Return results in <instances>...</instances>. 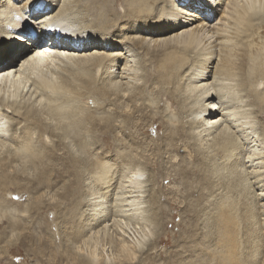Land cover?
<instances>
[{
	"label": "bare ground",
	"instance_id": "6f19581e",
	"mask_svg": "<svg viewBox=\"0 0 264 264\" xmlns=\"http://www.w3.org/2000/svg\"><path fill=\"white\" fill-rule=\"evenodd\" d=\"M189 2L0 0V48L36 32L14 50H33L26 62L0 63V257L19 240L33 264H146L167 223L161 191L143 190V155L181 140L192 159L178 161L201 174L183 184L196 206L167 264H264V0H204L212 26ZM180 14L192 29L178 33ZM164 100L178 126L147 115ZM158 127L161 141L144 145ZM64 179L44 217L41 191Z\"/></svg>",
	"mask_w": 264,
	"mask_h": 264
},
{
	"label": "rangeland",
	"instance_id": "374dc122",
	"mask_svg": "<svg viewBox=\"0 0 264 264\" xmlns=\"http://www.w3.org/2000/svg\"><path fill=\"white\" fill-rule=\"evenodd\" d=\"M17 1H18L17 6H22V5L25 4V2L27 0H17ZM199 1L198 0H190V2H189V4L193 8H195L194 11L197 13V15L199 14V17L202 16V17H204L206 19L211 20L210 21L211 22L210 23L211 26L212 25H215L216 23L218 24V19L220 18V15L217 14L213 18H210V15H209L210 13L208 14V17L206 16V14L205 15H201L200 14V13H204V8L202 6V5H204V0H201L200 1V2H202L201 3V7H199V5H200L199 4ZM223 1H225V0H223ZM179 2L176 4L177 5V8H182V6H180V3ZM55 5H56V2H55ZM49 6H50V9L51 10L54 9L53 6L50 3H49ZM197 8H199V9H197ZM55 9H56V6H55ZM182 16H184V15H181L180 14V17H181L180 20L181 21L183 20L182 22H184L186 24H184L183 26H181V29L179 30L178 33L187 31V30H189V28L192 29L194 27L193 25L192 26L190 25V24H193V20H190V22H188V20L189 19H192V18H189L188 16H186V17H182ZM30 30H32V29H30ZM30 30L27 31L29 33V35L28 36L25 35V36L26 37H31V39H32L34 37V34ZM32 31H34V30H32ZM158 39H156V37H155L152 40H158ZM151 44H154V43L151 42ZM11 45H15L16 46L15 49L12 48ZM11 45L8 46L5 51L4 50L3 51L5 53H8L10 51H14V50L18 49L19 47H21V48L23 47V46H21L19 44V41L17 42V44H11ZM24 47H26V46H24ZM6 59H8L7 56L5 57V59L3 61H6ZM216 61L214 62L213 66L216 65V63H217ZM15 64H16V62H15ZM148 69L151 70L152 68L149 66ZM212 80H213L212 78L209 79V84L212 82ZM29 92H31V91H29ZM24 94H25V92L21 94L22 95L21 98L24 96ZM26 96L28 98L29 93ZM33 97L34 96L32 95V100H33ZM27 98H25V99H27ZM240 105H241V103H239L237 105H236V103L234 104V106H236L237 108ZM169 107H170V103H167L164 100V101L160 102L158 109L155 110V108H154L150 112H149L150 109H147L146 110V113L149 116L158 117L160 123H161V120L168 123V119H169V124L171 123V120H172V122L176 121V122L173 123V125L174 126H178V123L180 124L179 121H181L182 119H180L179 117H178L179 118L178 119L177 118V115L174 114ZM111 108L108 106L106 109H111ZM250 108L252 109V107H250ZM246 109H249V108H246ZM240 110H238V111H240ZM223 114H224V112L222 114H217V118H219V119L222 118V115ZM139 117H140V115L136 116L135 119H134L135 120L134 122L136 123V121H137V124L140 123V121L137 120V119H140ZM250 117L253 118L254 115H252V116L250 115ZM260 118H261L260 119L261 121H259V122L263 123V125H264V115H262ZM188 119H190V118H188ZM186 120L187 119H184L183 121L185 122ZM251 121L255 122L254 128L255 129H258L259 128L258 119L257 118H253ZM9 122H10V120L8 119L7 120V124L8 125L10 124ZM8 125H2V126H4V129H6L8 127ZM156 125L158 126L159 123H156L155 126ZM131 130L133 132H135V128H133ZM117 131L118 130H116V132ZM164 131H165V129H163V127H161L159 129H157L156 131L154 130V132H151V133L149 132L147 134L148 135V138L147 139L142 138L141 136H138V138H141L142 140L145 139L144 140L145 141V144L144 145L150 144V143L153 144L151 140H153V142L155 141V142L159 143L161 141L160 139L163 138V135H164L163 133L166 132V131L165 132ZM230 131L233 132V129H231ZM116 132H114V134H116ZM248 133H249V131H248ZM8 135H10V132L8 133ZM97 136H98V133H97ZM180 144H182L184 146L177 147L176 149H170L169 148L170 146H167V147L164 146L160 150V152L162 154L160 157L158 156V154L160 152L157 151L156 148H153V151L145 152L144 155H143V157L145 156L144 157L145 160H147V161L150 160L151 161V162L148 161L149 163L146 164L148 166H145L144 167V173H145L144 179H145V183L147 181L148 182L146 183V185H144V187L146 189L144 188L143 190L144 191L145 190L147 191L146 194L148 193V190H150L151 187H152L151 189H153L154 191H156V190L161 191V192H159V194H160V196H161L162 199L159 201V203H158L159 205L157 204L156 206H154V209L155 210H158V211H156V213L159 214V217L161 218L160 221L163 222V224L164 223H167V225L165 227L164 226H160V227L157 228V236H159V238H158V240H156V242L154 244L155 245L154 248L151 249L150 251H148L147 252V255L146 254L143 255V257L147 256V258H148V261H147L146 264H167L168 263L167 262V257H168V254H169L170 251H175L176 250V253H177V251L179 253L180 250H178V249H180V248H178L175 244L177 242L180 243L181 241L186 242V240H183L182 239V234L181 233L184 231L183 229H185V228L187 229V226L189 225L188 223H190L191 218H192L191 216L194 215L193 214L194 213L193 208L196 206V202L194 201L195 198H193L194 196H190V197L186 198L185 192H184V188H182V187H183V184L184 183L187 182L186 184H188V183H192V181H193V187H197V185H195L196 184L195 182L197 181L196 178H197L198 174L199 173L201 174V170L197 166L196 163H193L194 166H192L190 164V161L188 163L187 162L181 163V162L178 161L179 160V157H183V159H185L186 161H188V159L189 160L192 159V157L190 156L191 149H189L191 147H189L188 145H186L188 143H184L183 141L178 140V145H180ZM106 146L108 147V145H106ZM248 146H249V144L246 145V147L244 148L245 151L248 149L247 148ZM254 147H256V146H254ZM260 148L261 147H257V149H256V148H253L252 147L250 149L251 150L256 149V151H259V150H261ZM166 150H168V151H166ZM251 150H247V153H250ZM59 153L62 154L61 152H59ZM145 160L142 159L143 162ZM140 162H141V160H140ZM246 162H247V160H246ZM257 163H260V161H255L253 164L255 165ZM250 165H251L250 163H248V162L246 163V166L247 167H249ZM254 165H252V166H254ZM183 166H184V168L187 171H190L188 173V175H186V178L185 177H182V175H180V173L178 171V168L180 169ZM185 166L186 167H189V168L191 166V169L192 170L189 169V168H186ZM196 166H197V168H194ZM251 170H252V168H249L248 169V172H250ZM190 173H191V175L193 177L190 175ZM174 174L175 175L178 174L176 176H180L183 179L180 178V177H175ZM150 175L154 176L152 180L149 179L150 178L149 177ZM185 179H187V181ZM153 180H155V181H153ZM66 181H67V179H64V181L57 186L58 188L55 187V189H53L51 191L50 190H43V191H41L42 192V195L41 194L40 195L38 194L40 196V200L42 202L41 207L45 208L42 211L43 212L42 214H43L44 217H46L47 215L53 214L52 212L54 210L51 207H49L48 205H50V203H51V205L54 204L53 201L54 200L56 201V199L52 198V201L50 199H51L52 195L55 194V192L60 193L62 191V187H63L62 185ZM151 181H153L154 183L153 182L151 183ZM56 190H58V191H56ZM52 191H54L53 194H52ZM194 191H196V189H194ZM257 194H260V193L257 192ZM7 198H8V200H13L15 202H18V200L14 199L12 195L11 196L8 195ZM211 200L213 201V198H209V201H211ZM30 201L31 200H29L27 197H22L21 200H20V203L22 204V206H25L26 204L30 203ZM209 201L206 200V201L203 202L204 207L205 206L206 207L203 210L201 209V212L202 211H205L206 212V209L207 208H209V211L208 212H212V210H210L212 208V205H211V203ZM262 204H264V202ZM147 205H149V203H146L145 204V206H147ZM208 205H211V206H208ZM63 206L64 205H61V207H63ZM157 206H158V208H157ZM150 208H151V206H150ZM3 227H6V224H4ZM34 228L35 227H33L32 229L34 230ZM6 230H7L6 232H9L10 229L7 228ZM27 232H28L27 230L21 231V233L19 235L22 238ZM7 234L9 236L11 234V232L10 233H7ZM177 238H179V240ZM126 243L127 244H130L129 241H127ZM179 243H178V245H179ZM0 246H2V244ZM26 248L27 247H24L22 244L21 245L19 244V240H18V242L16 241V244H14V247L12 248V250H9L10 253L7 254V255L4 254V255H2L0 257V264H33L31 262H27L26 261L27 260V257H26V254H25ZM101 254L103 255V252H101ZM184 255H186V254H184ZM29 258L31 259V257H29ZM30 259H28V260H30ZM46 260H47V258L45 259V261ZM45 261H43L40 264H48V262L47 261L45 262Z\"/></svg>",
	"mask_w": 264,
	"mask_h": 264
},
{
	"label": "snow or ice",
	"instance_id": "6c2138e0",
	"mask_svg": "<svg viewBox=\"0 0 264 264\" xmlns=\"http://www.w3.org/2000/svg\"><path fill=\"white\" fill-rule=\"evenodd\" d=\"M206 3L208 6H211L210 0H206ZM17 37H19L18 41L21 46L27 45L31 40V37H26L24 35H17V33L13 34L12 39L17 40ZM32 54H33V50L27 52L10 51L8 53H5L3 49L0 48V62H3L6 56L8 58L18 57V59L16 60V65H18L21 61L26 62L32 56Z\"/></svg>",
	"mask_w": 264,
	"mask_h": 264
}]
</instances>
